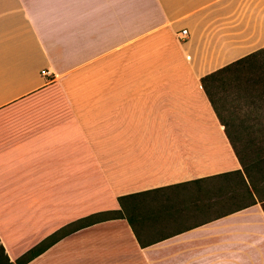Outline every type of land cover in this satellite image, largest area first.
Returning a JSON list of instances; mask_svg holds the SVG:
<instances>
[{
  "label": "crops",
  "instance_id": "crops-1",
  "mask_svg": "<svg viewBox=\"0 0 264 264\" xmlns=\"http://www.w3.org/2000/svg\"><path fill=\"white\" fill-rule=\"evenodd\" d=\"M261 48L264 0H0L8 261L142 192L134 229L96 221L24 264H264L262 202L220 183L247 179L199 82Z\"/></svg>",
  "mask_w": 264,
  "mask_h": 264
},
{
  "label": "trees",
  "instance_id": "trees-1",
  "mask_svg": "<svg viewBox=\"0 0 264 264\" xmlns=\"http://www.w3.org/2000/svg\"><path fill=\"white\" fill-rule=\"evenodd\" d=\"M264 48L259 50H255L250 52L242 57H239L211 72H208L199 78L200 85L207 96L211 106L213 107L217 118L220 123L223 125V131L231 145V148L241 166V169L247 179V183L245 182L240 170H236L232 173H224L221 176L220 183L222 185H228V179L226 176L229 174L236 175L233 177L235 183L233 185H238L243 187L242 191H236L235 194L238 196H247L250 197V203H253L252 193L256 196V198L262 202V208L264 211V128L259 125L260 123L250 124L248 123L245 127L249 129H255L259 135L254 140L249 142V145L245 147L243 145L242 148H238L235 142V138L230 137L227 129H226V121L219 115L217 110L215 109L212 96L210 93L211 86L216 85L217 82L221 81L225 76L227 77H244V81L246 84L250 86L258 85L264 86V75L261 73L252 72V68L257 67V62L254 61V56L257 52L263 51ZM221 83V82H220ZM258 124V125H257ZM250 148V151L254 152V157L248 156L244 150ZM225 179V180H224ZM224 180V181H222ZM143 193H135L129 195H122L117 197V202L119 208L116 210H107L97 212L92 215H87L84 218L78 219L74 222L68 223L67 225L59 228L54 231L50 235L46 236L40 242H38L35 246L31 247L19 257H17L13 262L8 261L7 256L5 255L3 248L0 244V264H24L44 249H46L53 242L63 237L67 233L74 231L80 227L89 225L93 222L122 217L125 218L128 222L129 226L134 229V221L136 219V210L137 207L141 204L142 198L140 197ZM237 198V197H236ZM239 200V198H237Z\"/></svg>",
  "mask_w": 264,
  "mask_h": 264
},
{
  "label": "rangeland",
  "instance_id": "rangeland-1",
  "mask_svg": "<svg viewBox=\"0 0 264 264\" xmlns=\"http://www.w3.org/2000/svg\"><path fill=\"white\" fill-rule=\"evenodd\" d=\"M254 58L258 64L252 68V72L264 75V50L257 52ZM244 80L241 76H225L210 88L215 109L227 122L226 129L230 137H236L239 149L243 145L247 147L260 134L255 129L245 127L248 123H260L264 128V86H250ZM250 150L247 148L244 151L252 158L254 152Z\"/></svg>",
  "mask_w": 264,
  "mask_h": 264
},
{
  "label": "built area",
  "instance_id": "built-area-1",
  "mask_svg": "<svg viewBox=\"0 0 264 264\" xmlns=\"http://www.w3.org/2000/svg\"><path fill=\"white\" fill-rule=\"evenodd\" d=\"M180 36H178L179 38H182L185 36V30L182 29L180 32H179ZM40 73L41 74H46L47 72L45 70H40Z\"/></svg>",
  "mask_w": 264,
  "mask_h": 264
}]
</instances>
